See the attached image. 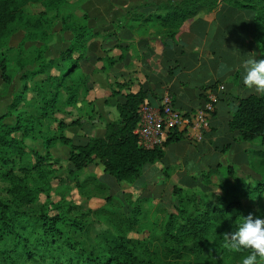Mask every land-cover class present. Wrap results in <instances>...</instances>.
<instances>
[{
    "label": "trees",
    "instance_id": "16d2710c",
    "mask_svg": "<svg viewBox=\"0 0 264 264\" xmlns=\"http://www.w3.org/2000/svg\"><path fill=\"white\" fill-rule=\"evenodd\" d=\"M28 3H41L44 10L37 14L27 13L24 6ZM219 3L254 12L256 59H264V0H161L157 3V10L163 11L162 15L156 13L145 17L133 13L131 18L141 17L143 22L155 18L162 26L158 34L165 44L163 40L174 38L199 10H211ZM68 6H72L70 0H0L1 79L10 84L19 75L24 82L13 94L7 111L0 115V179L8 184V197L0 199V264H224L227 258L244 256L242 251L225 247L224 234L235 231L244 218L240 213L241 201L237 192L244 189L245 193L256 191L259 195L264 194V165L262 178H257L253 186L242 177H234L231 165L222 166L218 162L219 154L228 151L230 144L214 145L215 154L201 171L200 180L196 175H188L180 180L182 186L173 185L172 193L177 198L174 211L168 213L164 220L148 223V229L153 233L147 238L129 235L131 231L140 232L143 227L140 217L144 211L133 205L129 212L119 213L117 221H113L115 236L106 255L83 249L81 234L88 214L104 209L83 211L77 203L64 197L57 200L51 197L54 176H51L53 158L49 148L57 141L68 148L67 166L72 174L93 164L97 158L103 172L117 183L134 182L143 179V169L147 164L162 162L165 146L178 142L182 135L174 130L159 146L145 149L139 145L134 130L138 122V107L150 90L145 87H140L135 93L124 94V101L116 105L118 118L106 121L99 135L84 134L74 139L64 133L68 126H80L82 117H74L70 121L57 117L56 114L62 112L61 104L62 110L68 106L84 109V122L94 123L90 103L88 108L77 106V102L85 101L81 92L87 90L79 62L86 54L93 33L86 23L87 15L68 10ZM57 22L60 23L59 32L69 31L72 37L68 47L57 57L47 59L45 52ZM14 24L25 30L16 47L8 44ZM29 41L39 45L27 49L25 44ZM11 51L14 52L12 55L9 54ZM108 63L111 65L113 59ZM27 81H34L31 88ZM207 88H201V104L206 99ZM29 90L34 92L30 100L34 99L36 103H28L26 92ZM233 99L237 107L227 123L233 140L257 142L264 147V96L248 93ZM23 103L34 111H28ZM12 116V122L5 120ZM43 119L54 121L57 133L45 136V153L36 152L35 162L20 165L15 170V157L20 161L27 153L25 139L34 141L44 136ZM254 152L264 156V150ZM57 160L59 162L58 158L54 162ZM170 169L169 166L162 168L165 173ZM222 169L232 177V180L225 177L221 180L222 195L209 198L205 192L192 189L199 183H209L210 176L221 174ZM40 195L44 196L42 200ZM37 201H40L38 212H30L26 205ZM259 204L258 198L257 206ZM229 215H233L231 219ZM262 216L264 213L259 211L255 217ZM206 247L210 249L208 255L204 254Z\"/></svg>",
    "mask_w": 264,
    "mask_h": 264
},
{
    "label": "crops",
    "instance_id": "0c3cea01",
    "mask_svg": "<svg viewBox=\"0 0 264 264\" xmlns=\"http://www.w3.org/2000/svg\"><path fill=\"white\" fill-rule=\"evenodd\" d=\"M160 1H81L80 11L87 15L86 23L93 36L88 41L85 56L79 62L86 78L87 90L81 92L85 101L77 102V106L88 108L89 102L95 118L92 125L82 119L80 126L66 128H77L85 135L94 134L93 129H97L98 134L94 135H99L106 121L118 118L116 105L124 101V94L135 93L140 87L150 89L146 92L144 102L157 105L162 94L168 91L174 105L187 113L200 106L202 87L215 89L223 85L224 88L217 92L215 109L203 141L196 142L187 129L179 130L182 138L165 146L162 162L144 167L159 164L156 169L163 173L162 168L169 166L172 169L168 177L171 179L170 175L174 171L178 174L176 185L182 186L180 180L188 175H196L200 180L201 171L205 170L207 161L215 154L214 145H231L228 151L218 156L222 166L231 165L236 170L249 163L248 151L252 143L235 142L227 123L237 107L233 97L255 93L243 84V69L240 67L244 59L258 56L254 42V12L223 3L211 10H199L174 38L166 37L163 44L158 34L162 26L155 18L149 22H143L141 17L131 18L133 13L145 17L156 13L162 15L163 11L157 10ZM57 33L62 34L59 29ZM71 37L72 34H69L66 45L53 55L52 47L58 40L54 35L46 51H51V56L45 55L46 58L57 57L60 51L68 47ZM33 43L34 46L39 45L38 42ZM110 59H113V63L108 65ZM23 83L19 75L15 76L10 85L0 77V115L7 111L12 93L18 92ZM124 83L127 85L118 86ZM65 110L70 111V106L65 107ZM13 118L7 117L5 120L12 122ZM61 118L66 120L63 116ZM50 152L53 154L52 150ZM238 155L242 157L235 162ZM66 159L68 164V156ZM94 164L83 169L87 170ZM98 165L102 168L101 163L98 162Z\"/></svg>",
    "mask_w": 264,
    "mask_h": 264
},
{
    "label": "rangeland",
    "instance_id": "374dc122",
    "mask_svg": "<svg viewBox=\"0 0 264 264\" xmlns=\"http://www.w3.org/2000/svg\"><path fill=\"white\" fill-rule=\"evenodd\" d=\"M81 1L82 0H70V4L72 6H68V10H76V12L80 14L81 11L79 5ZM24 10L30 14H37L38 12L44 10V7L41 3H28L24 6ZM49 15H51V12H49ZM59 27L60 23L57 22L54 28V35L58 40L52 47L53 55H56L57 52L66 45L67 42L65 41L68 40L67 37L71 34L69 31L67 33L60 32L62 34H58L57 32ZM24 31L25 30L22 29L20 25L14 24L12 26L11 35L8 39V44L16 47L23 36ZM33 42H27L25 44L26 48L30 49L34 47L35 43ZM13 53V51L9 52L10 55ZM45 55L51 56V51L46 52ZM27 83L29 84V88H31L34 81H27ZM14 93H12L11 98ZM31 97H34V92L29 90L26 92V98L29 99L28 103H36L34 99L30 100ZM22 106H24L28 111H34L31 106L25 105L24 103ZM60 108L62 112L57 113V117L63 116L66 118V121H70V117L80 116L84 121H86L84 109L70 107L71 110L69 113H66L63 112L65 110H62V104L60 105ZM92 117L93 119L95 118L94 113L91 114V118ZM41 123L44 136L34 141L28 138L25 139L27 153L20 161L17 157H15V163L13 164L15 170H17L20 165H28L35 162L36 152L40 154L45 153V146L43 142L45 136L49 137L57 133L54 128L55 123L51 119H43ZM98 131L99 130L97 129H93L92 132L94 134H98ZM66 135L70 138L78 139L83 136L84 133H81V131L77 128H66ZM251 143L252 148L248 151L249 163H247L246 166H239L241 170L239 168L236 170L234 169V177H242L245 181L249 182L251 186H253L257 178H262L261 173L263 171L261 168L264 165V156L256 154L254 151H263L264 147L259 145L257 142ZM50 150L53 151V154L51 155L53 158L51 159L53 173L51 176H54V179L52 180L53 189L51 191V197L54 200L64 197L67 201L77 203L83 211H86L87 209H104V211H98L95 213L90 212L87 216L86 224L81 234L82 247L85 251H90L97 255H106V251L111 246V241L115 236L113 221H117L119 213L126 214L129 212L133 205H138L144 211V215L140 217L141 225L143 227L140 232L131 231L129 235L140 239H145L149 234L153 233L152 231H149L147 226L148 223L150 224L155 221H160L161 219L164 220L168 213L174 211V205L177 204V198L172 193V187L174 184H178V182L175 181L178 174L174 171L171 173L173 175H170V179L168 177L169 172L165 173L164 170L163 173H160L157 171L156 167H158L159 164H157L158 166L152 165L143 169V179L136 180L134 182L117 183L113 178L105 174V172H102V168L98 165L97 158H95V164L91 168H88L87 170L81 169L76 172V174H72L69 172L66 161V157L68 156L67 147L57 141L49 148V151ZM55 156H59V162L58 160L57 162H54V159H57ZM241 157L242 155H238L235 162H238ZM220 173L221 174H212L210 176L211 181L209 183H199L192 189L205 192L209 198H213L215 195H222L223 186L221 184V180L223 177H225V179L228 178L232 180V177L227 176L224 169H222ZM7 186L8 184L0 179V199H6L8 197L6 193ZM237 195L241 201V215L247 217L249 214H252L253 217H255L259 211L264 213V194L259 195L256 191L254 193H245L244 189H242L241 192H237ZM43 198L44 196L40 195V199L42 200ZM258 198L260 199V204L257 206ZM39 206L40 201H37L30 205H26V208L30 212L36 213L39 210ZM259 206H262V209L259 210ZM107 209L109 212H107ZM232 216L233 215H229L228 218L231 219ZM262 219H264V216H262ZM155 230L157 231V229ZM209 250L210 249L206 247L204 249V254L208 255ZM241 251L244 253V256L248 255V250H240V252ZM244 256H232L227 258L224 264H241Z\"/></svg>",
    "mask_w": 264,
    "mask_h": 264
},
{
    "label": "built area",
    "instance_id": "2783aa9c",
    "mask_svg": "<svg viewBox=\"0 0 264 264\" xmlns=\"http://www.w3.org/2000/svg\"><path fill=\"white\" fill-rule=\"evenodd\" d=\"M206 90V99L193 112L185 113L177 108L168 91L164 92L159 104L153 105L143 102L138 107V122L135 133L138 136V143L145 149H151L162 144L170 131L187 129L193 134L196 142H202L209 129V119L215 109L218 90Z\"/></svg>",
    "mask_w": 264,
    "mask_h": 264
},
{
    "label": "clouds",
    "instance_id": "9594fccd",
    "mask_svg": "<svg viewBox=\"0 0 264 264\" xmlns=\"http://www.w3.org/2000/svg\"><path fill=\"white\" fill-rule=\"evenodd\" d=\"M240 67L245 87L264 96V59L250 56L242 61ZM224 239L229 250H248L249 254L242 258L241 264H264V219L249 214L235 231L225 233Z\"/></svg>",
    "mask_w": 264,
    "mask_h": 264
}]
</instances>
